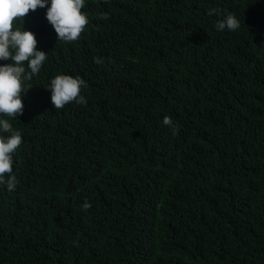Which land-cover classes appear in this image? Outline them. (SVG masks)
Returning <instances> with one entry per match:
<instances>
[{"label": "trees", "instance_id": "16d2710c", "mask_svg": "<svg viewBox=\"0 0 264 264\" xmlns=\"http://www.w3.org/2000/svg\"><path fill=\"white\" fill-rule=\"evenodd\" d=\"M45 12L25 27L46 61L4 117L22 144L0 264H264V0H85L72 42ZM58 73L85 104L54 109Z\"/></svg>", "mask_w": 264, "mask_h": 264}, {"label": "clouds", "instance_id": "9594fccd", "mask_svg": "<svg viewBox=\"0 0 264 264\" xmlns=\"http://www.w3.org/2000/svg\"><path fill=\"white\" fill-rule=\"evenodd\" d=\"M45 8V18L57 34V40L72 42L78 39L88 17L82 8L85 0H0V188L11 192L17 179L13 173V154L22 144V133L13 127L9 119L23 114V97L32 86L28 82L37 76L46 61V51L37 47L36 34L25 27V17L30 10ZM221 16L214 25L218 31H235L240 27L239 19L230 12L209 10V15ZM97 65L104 61L94 57ZM46 90L54 109H61L75 101L85 104L81 90L87 82L79 75L58 73L49 79ZM23 93V95H22ZM162 123L175 132L171 118L164 116ZM87 208V202L83 205Z\"/></svg>", "mask_w": 264, "mask_h": 264}]
</instances>
